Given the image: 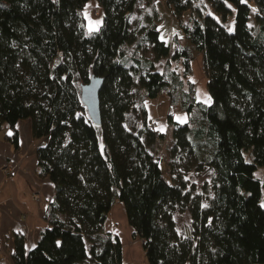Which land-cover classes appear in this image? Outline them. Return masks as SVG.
Segmentation results:
<instances>
[{
	"label": "trees",
	"instance_id": "obj_1",
	"mask_svg": "<svg viewBox=\"0 0 264 264\" xmlns=\"http://www.w3.org/2000/svg\"><path fill=\"white\" fill-rule=\"evenodd\" d=\"M88 1L0 0V134L19 148L17 122L29 119L44 138L37 173L55 185L36 245L27 251L14 232V264H124L120 235L105 227L116 201L148 264L264 263V0H207L213 14L186 22L192 0H164L202 52L209 104L191 96L193 52L161 36L155 8L133 24L139 0H97L102 22L89 30ZM93 74L100 124L81 100ZM162 92L191 114L169 115L165 168L144 102ZM133 113L141 123L130 126ZM192 170L210 172L211 194L189 182ZM179 211L191 216L183 232Z\"/></svg>",
	"mask_w": 264,
	"mask_h": 264
},
{
	"label": "crops",
	"instance_id": "obj_2",
	"mask_svg": "<svg viewBox=\"0 0 264 264\" xmlns=\"http://www.w3.org/2000/svg\"><path fill=\"white\" fill-rule=\"evenodd\" d=\"M101 12L103 15V11ZM180 41L191 48L190 43L192 42L185 35ZM171 44L173 45V42ZM197 51L198 53L195 54L192 50V69L188 76L193 84L191 96L197 102L209 104L206 101L209 99L212 101V99L208 92V79L203 71V56L200 50L197 49ZM163 93L157 97L146 98L144 101L150 123L152 121L157 123V120L164 118L160 111L161 108L165 109L167 105L166 100L162 98ZM175 103L179 104V107H171L168 116L172 115V119L177 122L190 120L191 114L184 109L182 103L179 101ZM169 126L171 129V124ZM17 128L20 137L19 148L17 149L4 137L3 133L0 134V264H14L11 257L14 248V232L21 231L25 234L27 251L36 245L41 229L48 224L45 216L46 208L55 196V185L52 179L37 173L36 149L44 141V138L33 137L29 119H20L17 122ZM160 131L163 134L156 140L154 147L156 146L157 155L166 162L173 137L170 136V138L165 139L167 131L162 129ZM117 203L123 207L120 201H116L109 216L111 212L113 214V209ZM109 216L107 221L111 218V225L110 227L107 226L106 221L107 230L114 231L112 227H116L119 221L122 223L124 220L125 223H128L125 214L118 218L114 215Z\"/></svg>",
	"mask_w": 264,
	"mask_h": 264
},
{
	"label": "rangeland",
	"instance_id": "obj_3",
	"mask_svg": "<svg viewBox=\"0 0 264 264\" xmlns=\"http://www.w3.org/2000/svg\"><path fill=\"white\" fill-rule=\"evenodd\" d=\"M191 7L185 12L183 16V21L186 22L189 20L192 16H202V14L206 13H212L213 11L210 7V4L207 0H192L191 1ZM153 8L156 9L158 15L160 16L159 19V29L161 30V36L165 39L170 40L171 42H174V35L179 39L184 38V32L181 26V23L178 21V19L173 15L171 8L165 4L164 0H139L138 4L136 6V9L132 16V23H138L141 15H147L149 10H153ZM101 8L99 6V3L97 0H89L84 8H83V14L86 19V26L89 30L96 29L102 22V12ZM150 12V11H149ZM255 12L252 11L250 23L253 27H255V20H254ZM149 16V15H148ZM190 46L193 50V52L196 54L198 53L196 46L193 43H190ZM141 52L152 58L153 53L151 51L150 45L146 44L142 49ZM165 63V58H160L156 60V65L159 68H162ZM162 98H164L167 102L166 108H161V113L164 115V118L162 120H157V126L159 129H162L164 131H167V135L165 139L170 138V136L173 135V123L169 121V112L171 107H179V104L177 103H170L169 97L163 93ZM134 122L137 124L141 123V118L136 117V113H133L131 117V121H129V125L133 126ZM169 124H171V129L169 128ZM167 128V129H166ZM153 152L156 153V146H152ZM157 154V153H156ZM248 158L251 159V154L248 153ZM165 160H162V166L165 168ZM188 178L190 183H194L197 190H204L203 184L204 182H208V192L211 194L210 191V172L206 173H198L196 171H190L188 173ZM255 176L264 178V166H259L255 171ZM262 203L264 204V200H262ZM118 204V203H117ZM112 212L111 215L112 216ZM109 216V217H110ZM111 218L107 221V226L110 227L111 225ZM175 219L177 223V228L180 232H183L185 228L190 224L191 222V216L188 211H179L175 213ZM127 224V223H126ZM128 225V224H127ZM120 226L121 222L119 221V224L116 225V227H112L114 229V232H117L121 239L123 240L124 244V256L123 261L124 264H148L146 257L143 252L142 247V240L139 236L133 235V229L129 227V229L125 233H120ZM119 229V230H118ZM122 232V230H121Z\"/></svg>",
	"mask_w": 264,
	"mask_h": 264
},
{
	"label": "water",
	"instance_id": "obj_4",
	"mask_svg": "<svg viewBox=\"0 0 264 264\" xmlns=\"http://www.w3.org/2000/svg\"><path fill=\"white\" fill-rule=\"evenodd\" d=\"M102 84L103 78L93 74L89 81L81 85V100L85 104L89 116L96 124L101 123L99 92Z\"/></svg>",
	"mask_w": 264,
	"mask_h": 264
},
{
	"label": "bare ground",
	"instance_id": "obj_5",
	"mask_svg": "<svg viewBox=\"0 0 264 264\" xmlns=\"http://www.w3.org/2000/svg\"><path fill=\"white\" fill-rule=\"evenodd\" d=\"M125 214V211H124V207H122L121 204H117L114 209H113V215L118 218V217H123V215ZM128 224V223H127ZM125 223V221L123 220L122 223H121V226H120V233H125L129 227L132 228L129 224L127 225ZM133 229V228H132ZM119 230V229H118ZM122 230V232H121Z\"/></svg>",
	"mask_w": 264,
	"mask_h": 264
},
{
	"label": "built area",
	"instance_id": "obj_6",
	"mask_svg": "<svg viewBox=\"0 0 264 264\" xmlns=\"http://www.w3.org/2000/svg\"><path fill=\"white\" fill-rule=\"evenodd\" d=\"M151 125L156 129V133H157L156 135L158 136V133L160 132V129L158 128L156 121H152Z\"/></svg>",
	"mask_w": 264,
	"mask_h": 264
},
{
	"label": "snow or ice",
	"instance_id": "obj_7",
	"mask_svg": "<svg viewBox=\"0 0 264 264\" xmlns=\"http://www.w3.org/2000/svg\"><path fill=\"white\" fill-rule=\"evenodd\" d=\"M229 31H231V29H229ZM206 102H207V103H211V100L209 99V100H207Z\"/></svg>",
	"mask_w": 264,
	"mask_h": 264
}]
</instances>
